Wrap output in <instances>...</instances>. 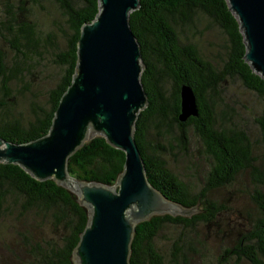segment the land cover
Returning <instances> with one entry per match:
<instances>
[{
  "label": "trees",
  "instance_id": "16d2710c",
  "mask_svg": "<svg viewBox=\"0 0 264 264\" xmlns=\"http://www.w3.org/2000/svg\"><path fill=\"white\" fill-rule=\"evenodd\" d=\"M43 3L60 16L62 22L53 20L56 31L41 28L36 9L44 10ZM98 9V0H0L2 139L23 143L48 132L75 72L80 27ZM129 24L140 44L141 82L148 99L134 131L147 179L169 200L195 210L137 223L129 264H189L195 257L199 264H210L213 248L203 229L212 237L237 230L212 264H264V77L245 60L246 45L227 0H139ZM199 24H213L222 35L210 53L197 42L183 41L177 30L197 31ZM46 57L57 69V80L43 102L34 92L30 97L24 93L26 75ZM231 82L256 100L253 129L240 122L229 96ZM183 83L195 93L198 115L179 121ZM189 129L200 141L199 156L207 167L199 187L168 162L173 157L177 163L180 154H187ZM123 163L121 150L94 136L68 158L67 169L73 178L112 185ZM193 168L192 163L186 169ZM221 189L227 199L212 196ZM238 194L248 198L253 212L236 213L232 200ZM238 215L241 221H231ZM87 219L86 206L68 187L52 179L36 180L19 165L0 162V264H74L73 250ZM166 226L173 231L162 234Z\"/></svg>",
  "mask_w": 264,
  "mask_h": 264
},
{
  "label": "water",
  "instance_id": "95a60500",
  "mask_svg": "<svg viewBox=\"0 0 264 264\" xmlns=\"http://www.w3.org/2000/svg\"><path fill=\"white\" fill-rule=\"evenodd\" d=\"M246 45L245 60L264 77V0H227ZM139 0H98V12L80 27L77 62L46 134L23 143L0 137V162L22 167L39 181L68 187L88 219L73 250L74 264H129L135 225L153 215L187 216L195 210L169 200L151 183L135 140V120L148 103L141 82L140 44L129 15ZM189 84L180 87L179 121L197 116ZM94 136L124 153L114 184L73 178L68 158Z\"/></svg>",
  "mask_w": 264,
  "mask_h": 264
},
{
  "label": "rangeland",
  "instance_id": "374dc122",
  "mask_svg": "<svg viewBox=\"0 0 264 264\" xmlns=\"http://www.w3.org/2000/svg\"><path fill=\"white\" fill-rule=\"evenodd\" d=\"M44 10H38L41 8L36 9L39 17H40V24L41 28L44 31L54 30L56 31L55 25L53 20L57 19L60 21V16L57 15L54 7L52 5L43 3ZM179 34L181 35L183 41L185 42H197L200 49H202L205 53H210V51L215 50L216 44L222 40V35L220 34L217 27L213 24L206 26L205 24H199L198 30L195 31V28L192 30L184 28L183 30L181 27H178ZM58 39L61 40L62 36L57 31ZM2 45V41H0ZM10 56L11 53H8ZM30 74L26 75L27 81V90L25 91L24 95L26 97H30L31 92L36 93L38 98H40L43 102L47 99V92L48 90L55 84L57 78L55 75L57 74V69L53 67L52 63L47 59V57L42 62L41 66L34 65L30 69ZM20 86V84H19ZM168 86V84H167ZM232 95V96H231ZM229 96L231 97L230 100H235V106L238 112L240 113L242 120L240 122L246 127L253 129L251 124V116H253V112L256 105V100H254L253 95L241 87L237 82H231L229 84ZM230 103L232 101H229ZM188 150L185 156L179 155L177 158V163L175 162V158L170 157L168 159L170 167L174 170L175 173L182 176L185 180L189 181L191 184H195V186H200V181L202 180L205 172H206V163L203 158L199 156L201 145L200 141L196 137V135L192 132L191 129L188 130ZM194 164L193 170L186 169L189 165ZM245 176L246 173H245ZM244 180L247 177H243ZM239 195V194H238ZM213 197L220 198V199H227L229 194L226 190L221 189L217 190L212 193ZM231 198V197H230ZM235 202V206L237 208V212L246 213V212H253L254 208L253 205L249 202L248 198L244 195L237 196L236 200H232ZM180 215V214H177ZM191 215V214H190ZM231 221H241L243 218L241 216H237L236 218L232 217ZM238 228V227H237ZM244 228V226H243ZM233 230V229H232ZM173 229L169 226H166L163 233H170ZM204 233L210 234L207 236L209 240L210 246L213 248V254L211 256L212 264L214 262V257L218 254L220 249L228 244H231L237 235V230L234 232L231 230L227 231L226 233L217 234V236L212 237L211 233H208L205 229H203ZM214 236V235H213ZM164 249H167L168 245L162 243ZM194 260V259H193ZM189 264H199V258L195 257V262L191 259L189 260ZM228 264H236L230 261ZM238 264H248L245 261H242Z\"/></svg>",
  "mask_w": 264,
  "mask_h": 264
}]
</instances>
